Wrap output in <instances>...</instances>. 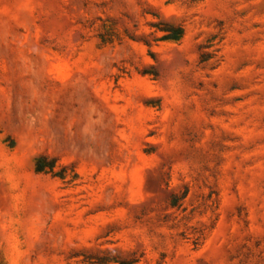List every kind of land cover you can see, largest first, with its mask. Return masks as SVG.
<instances>
[{
	"label": "rangeland",
	"instance_id": "1",
	"mask_svg": "<svg viewBox=\"0 0 264 264\" xmlns=\"http://www.w3.org/2000/svg\"><path fill=\"white\" fill-rule=\"evenodd\" d=\"M114 256L264 264V0H0V264Z\"/></svg>",
	"mask_w": 264,
	"mask_h": 264
},
{
	"label": "trees",
	"instance_id": "2",
	"mask_svg": "<svg viewBox=\"0 0 264 264\" xmlns=\"http://www.w3.org/2000/svg\"><path fill=\"white\" fill-rule=\"evenodd\" d=\"M155 27L158 31L165 33L164 39L171 40V39H179L183 35V31L181 27H172L167 24H158V25H152ZM46 159H48L46 156H40L37 158L36 161V172L41 173L45 172L46 169H48L49 172L53 171L54 168V162L50 161L48 164L46 163ZM54 176H56L54 174ZM108 263H115V264H138V260L134 257L130 258H121L118 256L114 257H102L96 259V264H108Z\"/></svg>",
	"mask_w": 264,
	"mask_h": 264
}]
</instances>
